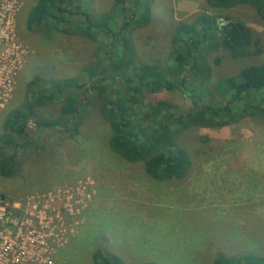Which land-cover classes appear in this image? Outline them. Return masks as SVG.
<instances>
[{"label": "rangeland", "instance_id": "rangeland-1", "mask_svg": "<svg viewBox=\"0 0 264 264\" xmlns=\"http://www.w3.org/2000/svg\"><path fill=\"white\" fill-rule=\"evenodd\" d=\"M150 18L131 27L134 66L144 63L166 68L172 64L174 28L202 13L244 22L260 39V53L234 59L220 48L208 50V80L196 84L191 100L176 90L146 95L138 110L140 125H150L149 104L166 101L180 111L215 104L216 84L243 67L264 62V20L253 7L239 4L212 7L207 0H147ZM36 0H23L16 14V31L29 55L18 72L11 100L0 109V136L12 109L32 99L26 85L39 77L47 90L56 80L86 79L82 69L93 63L97 42L70 28L40 23L26 25ZM95 16L111 14L114 0H87ZM130 12L126 13V15ZM106 42V39H101ZM109 83L89 92L77 122L37 126L33 118L25 147L0 148V166L16 154L9 175L0 171V197L34 211L35 201L46 206L57 237L47 264H92L95 251L114 254L126 264H212L219 255L255 252L264 257V117L246 114L226 125L193 124L181 130L178 142L191 166L182 178L156 180L142 162H128L108 146L110 120L104 114ZM46 91V92H47ZM195 101V102H194ZM64 96L53 95L36 105L34 119H57ZM16 143L24 138L10 134ZM52 195V199L48 198Z\"/></svg>", "mask_w": 264, "mask_h": 264}, {"label": "trees", "instance_id": "trees-1", "mask_svg": "<svg viewBox=\"0 0 264 264\" xmlns=\"http://www.w3.org/2000/svg\"><path fill=\"white\" fill-rule=\"evenodd\" d=\"M86 2L36 0L28 11V27L47 22L74 29L97 42L95 59L82 69L86 80L81 83L78 77L56 80L47 91L37 88L39 77L31 80L26 87L32 92V99L25 100L6 115L3 123L6 133L0 136V148L25 147L31 142L27 133L32 118L37 126L43 127L57 126L61 121L75 120L76 123L81 116L79 106L85 102L89 92H98L103 82L109 83L108 98L104 102V114L111 127L109 148L125 161L142 162L146 174L156 180L182 178L188 172L191 159L177 139L181 130L193 124L205 127L226 125L246 114L264 117V62H261L243 67L233 77L219 80L216 92L220 100L217 103L180 111L171 103L159 101L148 106L146 116L151 119V124L140 125L139 104L146 95L171 89L195 100L209 94V91H203L202 97L196 94V84L201 86L210 74L205 61L208 50L220 48L234 59L246 58L260 53V39L242 21L224 15L225 22L219 26L216 20L220 15L202 13L192 21L178 23L174 28L170 66L162 68L144 63L136 67L133 65L134 47L127 35L131 27L149 20L151 3L147 0H114L111 14L95 16L88 10ZM207 2L212 7L221 8L247 4L264 20V0ZM128 12L130 14L126 15ZM104 38L106 42L101 40ZM55 94L64 96L59 117L34 119L35 106ZM12 133L23 137V143L14 142L10 136ZM14 166L16 154L3 160L0 171L9 175ZM92 264L126 263L117 255L95 251ZM212 264H264V257L255 252L221 254Z\"/></svg>", "mask_w": 264, "mask_h": 264}, {"label": "built area", "instance_id": "built-area-1", "mask_svg": "<svg viewBox=\"0 0 264 264\" xmlns=\"http://www.w3.org/2000/svg\"><path fill=\"white\" fill-rule=\"evenodd\" d=\"M22 3L0 0V109L11 100L18 72L29 55L16 31ZM48 198L53 200L51 194ZM35 202L31 211L0 197V264H47L50 260L60 229L54 230L52 219L46 216L47 206Z\"/></svg>", "mask_w": 264, "mask_h": 264}, {"label": "water", "instance_id": "water-1", "mask_svg": "<svg viewBox=\"0 0 264 264\" xmlns=\"http://www.w3.org/2000/svg\"><path fill=\"white\" fill-rule=\"evenodd\" d=\"M76 110H77V109H76ZM76 110H75V111H76Z\"/></svg>", "mask_w": 264, "mask_h": 264}]
</instances>
